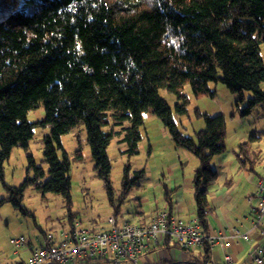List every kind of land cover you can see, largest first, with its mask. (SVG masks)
<instances>
[{
  "label": "trees",
  "instance_id": "obj_1",
  "mask_svg": "<svg viewBox=\"0 0 264 264\" xmlns=\"http://www.w3.org/2000/svg\"><path fill=\"white\" fill-rule=\"evenodd\" d=\"M263 46L264 0H0V182H4V165L12 151H28L36 127L50 130L42 141L48 180L42 182L46 174L29 156L35 177L18 188L5 185L9 198L1 204L10 203L25 217L34 218L23 206L24 193L33 186L43 195L63 197L69 210L71 163L61 139L82 125L94 171L105 183L117 218L126 195L144 175L135 172L130 179L127 168L124 194L116 200L108 149L117 137L126 146L123 154L138 155L143 114L151 112L176 147L199 162L192 180L193 198L196 220L207 234L212 213L209 192L219 178L211 162L227 152L225 120L205 115L206 129L196 139L186 137L159 91L165 89L176 96L180 116L188 114L186 86L199 97L213 95L210 84L217 82L239 94L241 101L246 100L244 92L252 93L242 116L257 106L264 111L260 87L264 83ZM40 107L44 120L28 122V113ZM239 149L241 164L254 172L261 153L253 152L247 143ZM77 158L81 160V152ZM163 192L165 211L175 215L174 193L167 186ZM68 222L70 229L63 234L79 224L71 211ZM162 248L169 249L170 244L149 252ZM200 248L205 249L202 261L171 264H210V245Z\"/></svg>",
  "mask_w": 264,
  "mask_h": 264
},
{
  "label": "rangeland",
  "instance_id": "obj_2",
  "mask_svg": "<svg viewBox=\"0 0 264 264\" xmlns=\"http://www.w3.org/2000/svg\"><path fill=\"white\" fill-rule=\"evenodd\" d=\"M32 12L28 11V13ZM261 54L264 60V46ZM260 87L264 91V83ZM210 91L213 95L196 97L190 87L186 86L184 94L189 98L186 116H180L176 112L178 103L176 96L165 89H161L159 95L172 109L174 121L179 131L186 137L196 139V134L206 129L205 115L211 118L222 116L226 125V157L235 162L240 145L247 143L253 152L261 153L259 156L261 164L257 166V173L264 178L263 108L257 106L250 115L242 116L241 113L247 106L246 100L253 97L252 93L244 92L246 100L241 101L239 94L232 93L221 82L211 83ZM44 118L43 107L32 110L27 115L28 122L33 124L43 121ZM143 122L140 128L141 141L138 155L131 157L123 154L126 146L120 145L117 137L113 139L108 149L112 166L111 182L116 200L124 194L123 184L127 168L130 169V179H134L135 172H142L144 175L139 185L133 187L123 200L122 212L117 217L119 222L129 221L140 224V215L151 214L156 209L157 203L159 206L164 203L163 196L161 197L163 185H170L173 182L169 173L171 164L182 163L186 173H192L195 168H199L198 160L188 151L176 147L170 133L153 113H144ZM110 130V128L104 129L105 132ZM34 133L35 136L30 142L28 151L21 148H15L12 151L4 165V182H0V254L5 253L4 258L9 259V263L19 262L21 256L17 254L23 255V250L30 249L29 246L18 249L11 244L12 240L20 237L32 239L40 232L61 236L70 229L69 211L75 217V221L87 230L109 229L108 219L114 216V208L110 204L105 183L94 171L87 132L82 125L61 139L64 152L71 163L72 189L69 210L63 197L55 194L43 195L33 186L26 189L23 206L34 215V218L25 217L10 203L1 204L9 198L5 185L18 188L27 178L35 177L34 169H30L29 156L33 157L36 167L45 172L46 176L42 182H46L49 178V168L44 163L42 141L50 134V130L38 126L34 129ZM78 152H81V160L77 158ZM58 156L63 159L62 150L58 151ZM217 162V157L211 162L212 168L216 171L219 169ZM159 184L160 187L157 186ZM31 241L34 242L33 239ZM168 250V253L174 256V249L170 247ZM175 253L178 258L182 251L178 249ZM153 256H150L151 260L155 259ZM144 261L143 258V264Z\"/></svg>",
  "mask_w": 264,
  "mask_h": 264
},
{
  "label": "built area",
  "instance_id": "obj_3",
  "mask_svg": "<svg viewBox=\"0 0 264 264\" xmlns=\"http://www.w3.org/2000/svg\"><path fill=\"white\" fill-rule=\"evenodd\" d=\"M257 194L260 201L254 212L253 225L259 229L264 227V179L260 180ZM108 225L109 229L96 231L75 224L74 231L63 234L61 238H56L53 234H38L34 237L38 245L32 250L28 260L12 264H143V258L144 264H151L147 259L149 250L166 242L170 247L177 246L183 252L205 244H219L224 249L227 246L225 236H209L198 220L185 222L168 211L155 215L145 225L129 221L119 222L114 216L108 219ZM11 244L21 249L29 246L31 239L20 237L12 240ZM178 249L175 248L174 253ZM153 253L160 260L156 264L177 262V258L170 255L166 248ZM252 259L254 264H264V246L254 249ZM225 262L232 264V256H225Z\"/></svg>",
  "mask_w": 264,
  "mask_h": 264
},
{
  "label": "crops",
  "instance_id": "obj_4",
  "mask_svg": "<svg viewBox=\"0 0 264 264\" xmlns=\"http://www.w3.org/2000/svg\"><path fill=\"white\" fill-rule=\"evenodd\" d=\"M226 156L227 153L217 157L219 178L209 192L212 213L208 215L206 231L209 236H225L227 246L225 249L219 244L210 246V264H226L225 256L227 255L232 256V264H254L252 259L254 249L257 246H264V227L257 229L253 225L255 221L254 212L258 208L260 201L257 189L263 176L257 173V167L254 172H251L248 165L241 164L238 156L235 162ZM260 164L261 162H259ZM197 169L195 168L192 173H186L182 163L171 164L169 173L173 182L170 185H163V188L167 186L174 193L172 195L174 201L173 213L187 222L197 219L192 182ZM158 182L160 183V180ZM157 186L160 187V184ZM162 196L164 197V192H161ZM165 210H168L165 201L160 206L157 203L156 209L151 214L140 215V224H149L155 212ZM32 239L34 240V237ZM31 244L37 243L31 241ZM32 250L33 248L31 247L29 250H23V255L20 253L16 254L19 257L21 256L20 261H26L31 256ZM204 250V248L191 249L188 253L182 251L178 258L176 253H174V256L178 259L176 260L177 262L195 261L198 263L203 260ZM150 254L154 255V260H151L150 256L152 255ZM4 256L5 253L0 254V264H12L9 263V259L5 260ZM147 256L151 264H156L160 261L157 254L153 252H149ZM1 258H4V260H1Z\"/></svg>",
  "mask_w": 264,
  "mask_h": 264
}]
</instances>
